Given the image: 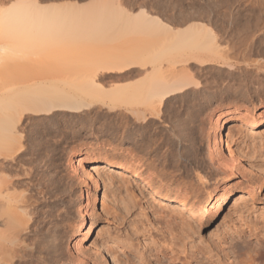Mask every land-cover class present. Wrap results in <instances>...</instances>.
I'll return each mask as SVG.
<instances>
[{"label":"bare ground","instance_id":"1","mask_svg":"<svg viewBox=\"0 0 264 264\" xmlns=\"http://www.w3.org/2000/svg\"><path fill=\"white\" fill-rule=\"evenodd\" d=\"M74 29L97 31L119 50L106 62L68 63ZM14 53L25 57L8 59ZM250 68L264 70L263 3L0 0V264H115L96 230L107 180L122 161L102 149L70 156L78 228L65 212L60 151L79 134L123 151L143 193L178 211L159 214L167 228L187 236L216 216L217 228L234 222L264 190L259 164L233 150L243 128L252 136L264 125V106L237 100L264 91V76L246 90ZM213 104L227 107L211 113ZM242 169L254 188L235 187L243 183L230 174ZM199 189L208 201L195 196ZM129 191L133 203L138 195ZM243 242L242 250L228 243V256L264 259V245Z\"/></svg>","mask_w":264,"mask_h":264},{"label":"rangeland","instance_id":"2","mask_svg":"<svg viewBox=\"0 0 264 264\" xmlns=\"http://www.w3.org/2000/svg\"><path fill=\"white\" fill-rule=\"evenodd\" d=\"M260 3L264 4V0H245V4L248 6L256 7ZM67 35L65 61L68 63L106 62L112 60L114 53L120 47L114 41H99L98 38L102 34L97 31L74 29L69 30ZM24 57L14 53L9 55L8 59L19 61ZM249 75L246 90L252 92L255 86H258L254 84V81L264 76V70L250 68ZM257 95V98L253 99L248 96L237 100L249 106L255 103L258 108H261L264 106V91H260ZM225 107H227L225 104L220 106L213 104L210 106L209 112L225 111ZM83 136L79 134L72 137L60 151L64 158L60 162L61 167L58 171L63 189L61 197L65 200V212L70 218V224L78 228L82 222L79 218L78 197H76L79 186L68 167L69 157L78 151L91 148L104 150L112 158L115 157V162L122 161L119 167L112 170V175L107 180V186L104 188L106 198L101 206L100 220L96 230V237L101 234L108 243L107 247L115 264H232L235 257L228 256L231 248L228 243L232 242V245L238 246L239 250L246 247L243 241L254 246L258 243L264 245V190L261 197L256 196V200L246 199L247 203L241 204L237 219L229 223L227 227L217 228L216 220L219 216H216L204 230L193 231L186 236L181 233V230L167 228L161 221V217H159L161 212L170 215L172 212L178 211H170L171 207L162 208L159 200L152 197L151 193H143L137 175H133L131 169L128 168V163L124 160L123 151H115V146L111 145L107 138L99 137L97 140H93ZM234 142L233 150L243 157L242 161L248 162V160L254 159L264 173V125L258 127L252 136L246 128H243L240 133L234 136ZM119 161L118 163H120ZM230 176L234 182L243 183V185L237 184L235 186L237 188L244 186L250 189L255 186V179L250 176L247 170L242 169L236 175L230 174ZM132 188H135L138 195L137 200L133 203L129 199V190ZM209 191L214 197H218L222 192L219 188L214 190L212 187L209 188ZM208 193V191L204 192L199 189L196 190L195 196L200 197L204 203L209 200ZM254 194L256 195V193ZM150 205H153L152 210L149 209ZM172 214L176 216L177 213ZM215 215H217L216 210ZM181 219L182 216H179V222ZM193 226L195 227L194 224ZM118 236L123 239L117 243H110ZM123 240L126 241V244ZM89 245L85 244V246ZM125 246L127 249H123ZM237 255L238 253L235 254L234 264H238L239 260L244 259V256L237 257ZM71 261L76 262V259ZM256 264H264V259H258Z\"/></svg>","mask_w":264,"mask_h":264}]
</instances>
